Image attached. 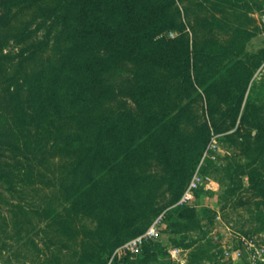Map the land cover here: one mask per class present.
I'll return each instance as SVG.
<instances>
[{"label":"rangeland","instance_id":"1","mask_svg":"<svg viewBox=\"0 0 264 264\" xmlns=\"http://www.w3.org/2000/svg\"><path fill=\"white\" fill-rule=\"evenodd\" d=\"M191 1L175 0L184 33L191 39V26L200 29L196 18H209V41L237 46V55L229 59L247 66L252 77L240 86L231 83L235 78H208L206 84L213 86L207 94L195 85L201 97L193 111L207 130V142L199 152L197 145L191 146L189 176L181 194L177 195L176 184H169L170 171L180 160L174 159L168 166L150 149L137 151L133 146L128 157L120 159L122 168L115 167L119 176L128 179L127 186L121 188L124 199L115 195L119 203L110 207L113 210L108 217L97 207L91 212L84 207L86 213L76 214L80 202H88L89 196L77 198L72 190L67 194L70 180L60 179V157H50L45 168L37 164L36 156L51 148L52 141L38 148L47 135L27 125L25 86L16 95L10 79L18 70V79L25 85L28 78H34L33 70L58 62L67 46L63 37L60 45L55 42L61 30L55 20L63 0H0V130L12 135L16 148L0 145V264H108L117 248L154 223L157 236L135 255H123L113 264H264V191L254 189L247 177L243 152L247 135L240 124L248 101H256L264 110V0H241L238 5L221 2L220 6L219 0H195L202 1L204 8H187ZM48 6L59 10L51 12ZM21 29L23 40L15 37ZM180 34L163 31L154 41L172 40ZM45 41L48 45L34 65L22 61ZM105 46L97 42L93 52L106 59ZM193 60L191 50L192 81ZM222 77L234 76L223 69ZM106 78L105 107L110 113L127 116L128 129L138 137L144 118L133 97V65L114 63ZM179 80L173 82L178 85ZM242 93L233 124L231 101ZM194 179L198 183L192 189V199L183 204V193ZM43 194H52L44 211L47 205L39 199ZM175 206H185L194 215H172ZM119 241L121 244L114 246Z\"/></svg>","mask_w":264,"mask_h":264},{"label":"trees","instance_id":"2","mask_svg":"<svg viewBox=\"0 0 264 264\" xmlns=\"http://www.w3.org/2000/svg\"><path fill=\"white\" fill-rule=\"evenodd\" d=\"M208 1L204 0V3ZM221 2L238 5L241 0H219V6ZM63 3L55 20L61 26L62 36L56 35L55 42L60 45L63 37L67 46L59 54L58 62L33 70L34 78H28L25 85L18 79V70L10 78L16 95L25 86L27 125L47 135L38 148L48 140L52 141L51 148L36 156L37 164L45 168L50 157H60V179L70 180L66 186L67 194L72 190L77 198L89 196L88 202H80L76 214L86 213L87 210H82L84 207L90 212L97 207L111 217L113 207H110L119 203L115 195L118 193L121 201L124 199L121 188L127 186L128 179L119 176L115 167L122 168L120 159L128 157L133 146L137 151L150 149L168 166L174 159H179L180 164L177 162L170 171L169 184H176L177 195L181 194L189 176L187 154L192 145H197L199 152L207 142V130L199 124L193 111L201 97L195 85L205 94L213 86L206 84L208 78H235L232 84L247 85L252 77L249 68L229 59L237 55L239 48L210 42L207 17L196 18L200 29L192 25L190 39L182 30L175 0H63ZM204 3L194 0L187 8H202ZM47 9L52 12L58 8L48 6ZM184 9L188 18V11ZM170 30L181 34L172 40L154 41L158 34ZM15 37L23 40V30L17 31ZM97 42L106 45V59L93 52ZM47 45L45 41L35 46L22 61L34 65L39 52ZM191 50L194 81L190 72ZM226 59H229L227 64L223 63ZM118 62H129L134 68L133 97L144 118L143 130L138 132L141 133L138 137L128 129L127 116L110 113L105 107L106 74L110 66ZM220 64L222 66L218 67ZM223 69L234 77H222ZM178 78L177 85L173 81ZM227 94L231 96L230 91ZM182 100H185L184 104ZM242 100L243 93L231 101L233 124ZM262 107L254 100L248 101L240 122L247 135L243 148L247 177L250 185L261 189L260 192L264 191ZM135 139L138 142H134ZM0 145L16 149L12 135L1 130ZM116 176H119L118 180ZM51 196H39L47 205L43 211L49 208ZM171 214L188 217L194 215V211L175 206Z\"/></svg>","mask_w":264,"mask_h":264},{"label":"built area","instance_id":"3","mask_svg":"<svg viewBox=\"0 0 264 264\" xmlns=\"http://www.w3.org/2000/svg\"><path fill=\"white\" fill-rule=\"evenodd\" d=\"M262 21L264 22V15L261 17ZM197 180H192V182L188 185L187 189L183 193L181 203L189 202L192 199V189L197 185ZM158 234L157 225L154 223L150 228H148L142 234L128 240L124 244H122L119 248L115 250V252L111 255L109 263L113 264L115 260H119L121 256L126 254L135 255L138 253L142 247V245L149 241L153 240Z\"/></svg>","mask_w":264,"mask_h":264}]
</instances>
